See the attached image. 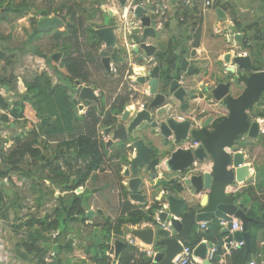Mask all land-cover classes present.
I'll use <instances>...</instances> for the list:
<instances>
[{
  "label": "water",
  "instance_id": "water-1",
  "mask_svg": "<svg viewBox=\"0 0 264 264\" xmlns=\"http://www.w3.org/2000/svg\"><path fill=\"white\" fill-rule=\"evenodd\" d=\"M118 1L124 8L128 0ZM107 12L116 15L112 9ZM216 13L225 17L221 8H217ZM133 17L140 22L130 29L119 23V26L107 25L95 30L96 36L105 43L100 55L107 71L111 70L108 49L117 45L118 31L135 53H141L137 60L145 61V72L140 69L134 79L135 98L128 102L124 112L104 133L110 137V144L122 143L120 147L127 155L123 175L127 178L125 186L129 198L145 203L146 194L151 189L153 194L158 192L160 196L154 203L157 208L152 221L143 219L137 224H123L122 232L140 245L154 249V263L172 264L173 258L183 250L184 241L190 240L189 233L196 224L218 217L227 223L224 229L227 233L237 218L242 221L244 231H234L227 243L244 240L249 249L248 223L252 218L241 204L229 199L226 188L243 181L248 175V167L243 166L244 155L237 147L244 136L255 138L259 135V121L251 120L249 114L264 96V70L252 71V56L239 54L240 49H234L235 55L228 53L225 62L231 63L227 68L235 75L238 70L248 73L246 88L241 95H230V83L198 90L191 81L185 80L195 72L188 54L175 68L155 64L157 46L153 40L161 29L141 6L135 8ZM64 19L63 14L56 12L40 16L36 25L40 31H47L59 26ZM235 39L241 43L243 35L236 33ZM149 58L153 60L147 62ZM204 92L208 95L202 96ZM81 97L96 98L92 87H83ZM201 98L209 104H217L220 109L205 113L190 107L192 102L197 103ZM225 109L228 116H225ZM180 112L190 114L180 119ZM47 122L43 118L41 125ZM157 139L162 145H155ZM157 178H160L159 183H154ZM175 182L180 185L179 189L171 185ZM187 189L190 195H181ZM203 191L208 192L209 206L194 198ZM156 214L160 221L156 220ZM197 235L194 255L204 259V264H211L206 256L216 245L207 239L201 240L203 236L199 232ZM99 242L100 238H97ZM114 247L118 258L125 242L117 239Z\"/></svg>",
  "mask_w": 264,
  "mask_h": 264
},
{
  "label": "trees",
  "instance_id": "trees-1",
  "mask_svg": "<svg viewBox=\"0 0 264 264\" xmlns=\"http://www.w3.org/2000/svg\"><path fill=\"white\" fill-rule=\"evenodd\" d=\"M81 1L85 0H77L76 2L73 0H45L41 4H39V0H0V23L8 21L11 15L20 17L31 10H34L38 16H50L51 14L59 12L67 16L68 20L65 23L66 30L58 31L55 36L62 40V49L67 56H70L71 48L74 46L75 42H79V34L81 33L87 32L90 39L94 41L92 47H97L98 41L94 34V29L85 26L88 19L97 15L99 12L103 13V10H105V3L103 0H98V4L93 12H89L84 8ZM141 1L143 0H134L136 3H140ZM191 1L193 2L192 6L190 7V5H188L182 10L184 17L179 23L180 25H183L184 22L188 24L191 18L193 21H190V25L188 24L184 38L180 37L182 40L177 42L178 49L176 51L170 50L166 54H158V60L163 67L166 65L173 68L178 67L182 57L189 52L188 43H193L195 47L199 45L203 19L201 15H198L201 14L198 8L199 0ZM262 1L264 2V0ZM222 2L223 0H218L217 6H224ZM174 16L178 18L177 13L174 14ZM233 22L236 31H245L243 37L245 47L250 40V35L253 36L251 41L256 44L257 49L253 50V53H251L254 61L252 71L262 70L264 66L262 58V49H264V22L263 25L260 26L258 24L242 26L235 18ZM52 30L53 28L47 31H40L35 23L33 31L28 38V42H32L36 37H39L43 33L51 32ZM4 48L6 49L4 36L0 33V59L5 56L3 51ZM30 51L35 55L45 57L42 51L37 48H33ZM97 52L98 48L86 53L80 52L81 59L79 57H73L71 59L75 62L74 67L69 65L71 63H67L69 65L67 68L74 78L80 79L81 77H87L88 69L86 59L92 63H96ZM84 57H86V59ZM119 57L117 53H113V58L117 61ZM98 67L99 65H96V68ZM119 69L122 74L126 70L124 65L119 66ZM0 84L5 88H9V83H7L6 78H0ZM25 86L27 88L26 94L17 95L16 99H13L12 102L0 93V110L4 111L1 115V120L3 121L2 128L11 129L13 127L12 124H14V120L11 118H14L15 121L21 119L28 120L26 104H29L34 110L33 120L39 122L37 124H39L40 135H48L51 137L55 136L57 133L70 131L73 129L76 122H82L85 127V132L83 134L58 141V150L52 158L44 154L39 147L34 146V144H38L36 141L37 138L35 137L32 139L33 143L23 142L20 137H17L15 139L16 146L10 154H7V158L5 155L0 156V178L7 177L12 172H15L17 177L25 176L27 178H35L36 174L39 173L38 180L35 179L33 184H41L40 182H42L43 185L46 180H49L63 192H68L66 193L68 195H62L58 198V204L54 207L52 213H47L41 218H29L26 222L28 226V237L23 244L26 246L27 252L35 256L38 264H50L45 260L49 249L53 247L56 249L57 253H60L62 251L61 239L65 238L68 234L70 224L81 218V220H84L86 209L89 207V200L86 201L85 198L87 191L81 192L82 186L94 173L105 171V163L114 159H121V163L116 171V175L121 182L123 164L127 163L128 158L121 148L115 153L106 150L105 142L98 140V124L100 123V117L93 110L86 116H79L74 108L75 103L68 99L65 91L54 90L51 77L48 74L43 73L36 75L32 81L26 82ZM128 100L129 95L121 97L119 109L116 110L118 113L123 110ZM263 105L264 96L257 105L258 109L254 111V108L252 111L255 113L256 117H264V110H259ZM43 118H46L48 121L44 126L41 125ZM33 120L30 119L29 121L33 124L36 122ZM111 121V118L107 117L106 120L102 121V126H107ZM48 142L50 144L52 141L48 140ZM25 156L33 158L35 164L36 162L40 163L32 165L36 166L37 173L32 170V167L27 169L21 167ZM54 158L58 159V162L60 158H62L67 169L63 170L61 165L54 164ZM77 164L80 166L73 171L75 178L71 179L68 172L72 171ZM81 164L83 165L81 166ZM46 168L49 171L47 174L44 172ZM174 187L179 189L180 185L176 183ZM46 188V190L49 189L48 187ZM76 188H78L77 191L81 193H75L74 190ZM121 188L126 196V199L121 205V214L115 220L108 217L104 218L102 223V242L99 245L93 244L94 248H98V252L95 255V262L97 264H112V259L107 254L112 248L110 241L112 235L119 238L122 237L123 224H137L143 219L152 221L154 211L157 208V205L154 204L145 211L143 208L138 207L128 200V191L125 185L121 184ZM41 193L45 194L43 190ZM3 216H6L5 212ZM214 226L213 229L205 233L206 238L211 241L214 240L213 234L217 233L221 228L219 222L215 223ZM262 227H264V215L259 217L258 221L254 220L248 224L249 230H256ZM53 232H58L54 240L51 239ZM49 234H51V236H49ZM196 239L189 244L191 247L197 244ZM250 243L251 249L249 251H247L245 247L239 250H233V259L235 261H237L238 258L241 260H248L250 258L251 253L255 251L254 236ZM66 246L69 247L70 242H68ZM220 252L221 250L217 249L216 254L218 255ZM53 264H58V262ZM117 264H150V262H146L144 253L141 252L137 246L127 242L120 254Z\"/></svg>",
  "mask_w": 264,
  "mask_h": 264
},
{
  "label": "crops",
  "instance_id": "crops-1",
  "mask_svg": "<svg viewBox=\"0 0 264 264\" xmlns=\"http://www.w3.org/2000/svg\"><path fill=\"white\" fill-rule=\"evenodd\" d=\"M160 2L163 6L168 7L170 11H173L176 6V10L172 14L177 13L178 15V18L176 17L178 20L177 26L181 30V33L177 34L176 31H171L169 29L171 19L170 16L172 14L168 15V18L166 19L159 17L154 18L156 22H164V26L161 31L164 32L169 30V36L166 39L165 46H157L155 43L157 46L155 64L159 65L160 62L157 55L166 54L170 50L176 51L178 49L177 42L182 40L181 38L183 37V34H185L184 32L187 30L188 24L190 25V21H193L191 18V20L188 21V24L184 22L183 25H180L179 23L184 17L182 10L188 6L186 0H160ZM222 4H224L225 7L217 6L216 4L215 7H209L205 11L202 10V4H198V8L201 12V14L198 15H201L203 19L201 38L197 47L193 46V43L191 42H189L187 45L189 48V52L187 53L188 58L191 61L192 66L195 67V72L186 76L185 80L191 81L193 86L198 90H201L206 86L215 87L219 85V83H230V95L233 97H238L246 88V78L248 77V73L242 72L239 77L232 76V74L235 75V73L230 71V68H227L230 67L231 63H226L225 57L228 53L232 54L234 49H240L241 52H248L251 55V53H253V47H255L256 44L251 41L252 38H250L246 47L244 41L241 43L236 41L235 34L238 31H236L234 28L233 20L234 18L237 19L242 26H251L256 24L259 26L263 25L264 2L262 0H223ZM217 8H221L225 12V17L221 18L217 15ZM113 10L115 11L117 9ZM124 12H126L124 11V8H121V13L124 14ZM214 13L217 15L216 17H214L215 15L213 16ZM205 14H208L207 18H205ZM241 32L245 35L244 30H241ZM124 42H126L125 39ZM193 53H195V55H193ZM262 54L264 59V49L262 50ZM151 59L153 60V58ZM136 65L138 67H135ZM126 67L127 69L125 74L119 80V90L126 92L123 93V96L129 95V92L131 93V89L134 85V79L137 76L138 71H140V68H144L145 66H141V64H138L131 58ZM207 95L208 93L206 92H204V95L202 94V96ZM196 104L200 105L198 112L206 113L211 109H220L217 104H209L202 98L197 100ZM193 109H191V113L193 112ZM259 110H264V105L261 106ZM224 111L226 113V115H224L228 116L227 110L225 109ZM252 111H250L249 114L251 120L262 118L256 117L255 113ZM3 113L4 111L0 110V118ZM188 114L190 113H179V115L184 117H188ZM2 124L3 121L0 119V129H2ZM154 143L155 145H162L158 139ZM106 148V150L109 152L115 153L121 147L117 144L109 143L106 145ZM237 150L242 152L244 155L243 166L248 167V175L243 181L228 186L226 188V193L230 200L241 204L246 209V214L253 219L251 221H258L259 217L264 215V135L259 134L255 138L248 137L247 135L244 136V138L238 142ZM114 162L116 167L111 166L106 168L104 172H111L118 183V187L116 189V194L118 196V209L115 210L117 212L114 213V210H112L113 207H111L109 203H101L98 207L96 206V209L93 207V205L89 204V207L85 212L86 214L84 216V220L72 222L69 226L70 230L68 231V234L65 236V238L61 239L62 251L57 253L56 249L53 247L49 249L45 259L47 263L53 264L58 262V264H93L95 262V255L98 252V248H94L93 244L99 245L102 242V223L104 218L108 217L115 220L118 216H120L121 205L126 199V196L121 188V184L126 185L127 182V178L123 175V170L126 166L123 164L120 182V179L116 175V169H118L121 159L107 161L108 164H114ZM206 170L209 171V168L207 167ZM159 176H162V173H160ZM38 177L39 174H36L35 178H27L25 176L17 177L10 174L7 177L0 178V264H38L35 256L32 253H28L26 246L23 244L28 237V226L26 222L31 217L41 218L47 213L52 212V209L56 205H49L50 202L54 200L58 201V198L64 195H60V188L52 184L49 180L45 181L46 186L49 188L48 190H46L47 188L42 185V182H40L41 184H33V181L35 179L38 180ZM159 179L160 178H157L154 183H159ZM89 180L90 178L82 186L81 192L87 191L86 186ZM24 182H32V190L34 192L33 194L35 195L33 196V203L27 204L26 197L30 194L24 192V188H26L24 187ZM175 184L176 182L171 185L175 186ZM42 190L45 194L41 193ZM97 191L98 190H95L93 193V200L95 201L99 199V197H97ZM189 192V189H187L183 191L181 195H190ZM207 193V191H203L200 194L195 195L194 198H196L198 203L202 202L204 205L206 204V206H209ZM146 195L147 198L145 203H139L131 200L129 198V193L127 194V197L131 203L136 204L138 207H141L146 211L154 205L156 199H158L160 196L158 192L153 194L152 189L148 191ZM49 196H51L52 201H47ZM4 212L6 213V216H3ZM16 214L20 215L21 218V215L24 214L23 220H25V224L18 223V225H15L13 223V221L16 219ZM32 214H34V216H32ZM38 214H42L43 216ZM233 221L242 223V221L237 218H234ZM203 222L196 224L191 229L189 233L190 240L184 241L185 245L192 243L198 237V232L201 234V236H203L201 240H206L207 238L205 233H207V231L210 229H213L215 227L214 224L219 222L221 225L220 230L213 234L214 240L209 241L215 243L216 247L219 246L218 249H220L221 252L218 255L216 254L217 256H215L211 264H248L249 260L251 259H256L260 264L262 257L259 256V254H264V227L257 228L256 230L248 229L250 233L249 242L254 236L255 251L251 253L248 260H241L238 258L237 261H235L233 259V250L235 251L245 247L246 250L249 251L251 249V243L249 249H247L246 245L239 247L236 241H232V245L227 243L229 235L232 234L234 230L232 229L227 233L224 232V229L227 227V223L218 217H214L211 221L207 222V229L202 228L201 225ZM22 225L27 227L25 231H23ZM57 235L58 232H53L51 239L54 240ZM49 236H51V234H49ZM126 236L128 235L123 234L122 237L119 238L112 235V239L110 241L112 248L107 253L112 259V264H117L120 257L119 255L118 258H116L115 247L113 245H115V241L117 239L122 240L126 245ZM97 238H100L99 243H97ZM68 242H70L69 247L66 246ZM145 248L147 249L148 247L143 246V249ZM111 253L114 254L112 257L110 256ZM153 257L154 256L148 257L144 253V259L146 262L149 261L150 264H156L153 261ZM204 261L205 260H202V258L197 257V262H195V264H204Z\"/></svg>",
  "mask_w": 264,
  "mask_h": 264
},
{
  "label": "rangeland",
  "instance_id": "rangeland-1",
  "mask_svg": "<svg viewBox=\"0 0 264 264\" xmlns=\"http://www.w3.org/2000/svg\"><path fill=\"white\" fill-rule=\"evenodd\" d=\"M16 1H19V0H16ZM44 1L45 0H39V4L43 3ZM73 1L76 2L77 0H73ZM103 1L106 7L105 10H103V14H104V17L107 23L113 20V17L109 15V13L107 12L108 8L117 9L115 11H117V14L119 16L118 21L122 25L128 22L130 23L131 20L135 19V17H133L135 8H133L131 12L129 13V15L133 17V19L124 20L122 19V16H121V14L123 13H121V5L118 0H103ZM81 2L83 4V7L86 8L89 12H93L95 10V7L98 4V0H85ZM129 4L130 3L127 2L125 7L129 6ZM162 8L165 11V16H163L164 19L168 18V15L174 13V11L176 10V6L173 11L172 10L170 11L168 7L166 8L163 7V5H162ZM161 11L163 10L161 9ZM100 13L101 12L91 17L90 19H88L87 23H91L92 25L96 26L100 22V19H99L100 16H98ZM207 15L208 14H205V18H207ZM213 16L216 17L217 15L214 13ZM39 17L40 16H38L34 10H31L30 12H27L26 14L20 17L11 15L8 21L0 23V33H2V35L4 36V44L6 46V49L5 48L3 49L5 56L0 59V78H6L7 83H9V88H5L0 84V93H2L5 97H7V99H9L11 102L13 101V99H16L17 95L26 94L27 88L25 86V83L32 81L36 75L43 74V73L48 74L51 77V81L53 82V78H54L53 77V66H54V61H55L53 59V55L56 54V50L58 49V44H57L58 39L55 36V33L57 29L64 30L65 25H62L61 27H55L51 32L43 33L39 37H36V39H34L32 42H28L27 39L30 37L33 31V28H34V24L37 23V20ZM170 18L171 19H170L169 29L171 31H176L177 34L181 33V30L177 26L178 20L174 16V14H172ZM185 35L186 34H183V38ZM168 36H169V30L164 31V32L160 30L158 31L157 37L155 40H153V42L156 43L157 46L163 47L166 45V39L168 38ZM79 38L84 39V35L81 34ZM33 48H37L40 51H42L45 57L33 54L30 51ZM255 49H257L256 46L253 47V50ZM262 58H263V54H262ZM241 74H242V71L238 70V73L236 75L232 74V76L239 77ZM119 80H120L119 76L114 77V81H115L114 84L117 85ZM190 107L191 108L196 107V109H199L200 105H197L196 103L192 102ZM26 109H27V116H28L26 117L28 120L21 119V120L15 121L14 118H11L12 120H14L13 121L14 124H12L13 127L11 129L9 128L0 129V156L5 155V157L7 158V154H10V152L16 146L15 139L17 137H20L21 141L23 142H31V143H33L32 139L35 137L37 138L36 141L38 144H34V146L39 147L40 150L44 154L52 158L58 150V146H57L58 141L63 140V139L72 138L80 134H83L85 132V127L82 124V122H76L73 129L70 131H65L63 133H57L55 136H51V137L48 135L46 136L40 135L39 124H37L39 122H37L36 120H33L34 110L29 104H26ZM256 109H258V106H255L254 111ZM30 119L36 122L32 124V122L29 121ZM48 140H51L52 142H50L49 144ZM53 160H54V164L61 165L63 170L67 169V166L65 165L64 160L62 158H60L59 162H58V159L54 158ZM36 164H40V163L36 162ZM36 164L33 158L25 156L24 162L21 167H23L24 169L32 167V170L37 173L36 166H32ZM82 165L83 164H81V166ZM79 166L80 165L77 164V166L74 167L72 171L68 172L71 179L75 178L73 171L79 168ZM111 166L116 167L115 162L114 164L105 163V168H109ZM44 172L46 174L49 173L47 168L44 170ZM11 174L16 176L15 172H12ZM24 183H25L24 187H26L24 188V192L25 193L27 192L28 194H30L29 196L26 195L27 204L33 203L34 202L33 196L35 195L33 194L34 192L32 190L33 189L32 182L31 183L24 182ZM43 185L44 187H47L45 183ZM86 187H87V192H86L85 198H86V201L89 200L88 205L91 204L96 209L101 203L102 204L109 203L110 206L113 207L112 210H114V213L117 212L115 210L118 209V203H117L118 196L116 194L118 183L114 175L111 172L103 171V172L94 173L92 177H90V180L87 183ZM77 189L78 188H76L74 192L81 193V192H78ZM59 190L61 193L60 195L62 194L68 195L66 194L68 192H63L61 189ZM95 190H98L97 197H99L98 199L99 201L93 200L94 198L93 193ZM47 199H48L47 201H52L51 196H49ZM57 204H58V201L54 200L50 202L49 205L53 206ZM38 215L43 216L42 214H38ZM21 216L22 218L20 217V215L16 214L15 221L12 220L15 225H18V223L25 224V220H23L24 214ZM32 216H34V214H32ZM22 227H23V231L27 229V227L24 225H22Z\"/></svg>",
  "mask_w": 264,
  "mask_h": 264
},
{
  "label": "flooded vegetation",
  "instance_id": "flooded-vegetation-1",
  "mask_svg": "<svg viewBox=\"0 0 264 264\" xmlns=\"http://www.w3.org/2000/svg\"><path fill=\"white\" fill-rule=\"evenodd\" d=\"M126 8L127 7H125V10ZM112 11L114 10L112 9ZM125 13L126 15L129 14V8L127 12ZM115 14H116L115 16H112L113 20L107 23L105 20L104 14L100 13L98 15L100 16L99 17L100 22L96 26L92 25L91 23H86L85 27H92L94 29V34H95V30L100 27L107 26V25L119 26V21H118L119 16L117 12ZM121 16H123V14H121ZM124 18L125 20L133 19L131 15L130 17L124 15L122 19ZM67 20H68L67 16H65V19L63 20V22L57 27H61L62 25H65ZM139 22L140 20L135 18L134 20H131L130 23L128 22L125 25L129 26V29H130V26L135 27L137 23L139 24ZM65 30H66V27L64 28V30L57 29L55 35L58 33V31H65ZM81 34L84 35V39L79 38L78 43H76L74 40L75 44L71 48L70 56H67L65 51L62 49V46H61L62 40L59 37H57L58 49L56 50V54L53 55V59L55 61H54V66H53V77L54 78H53L52 84H53L55 91H60V90L65 91V93L68 96V99L71 102L75 103L74 108L79 116H86L90 111L92 110L95 111V113L100 117V123L98 124V133H99L98 140L101 142H105V144L107 145L110 143V137L105 135L104 133L105 129L111 124L115 123L117 117L120 116L124 112V109L127 107L128 102L132 100L133 98H135L136 90H137V87H135V89H133L132 87L131 93L129 92V100L126 102L123 110L118 113L116 110L119 109V106L121 103V97H124L123 93H126V92H122V90L121 91L119 90L120 81L117 83V85L114 84L115 82L114 77L119 76L120 79L123 77L126 70L122 74L120 72L119 66L124 65L125 68L127 69L126 65H128V62L130 61L131 58L138 64H141V66L145 64L144 63L145 61L141 63L137 60V57L141 55V53L140 54L135 53L132 49V46L129 43L127 44L126 42H124L123 38L119 36L120 33L118 31L117 45L115 47H111L108 49V55L111 59L110 61L111 70L107 71L103 64L102 56L100 55L101 51L105 49V43L101 41L95 34V36L97 37V41H98V42L96 41L97 42L96 48H98V52L96 54V63H92L88 61L86 57H84L87 61V69H88L87 77L86 78L81 77L80 79L78 78L76 79L72 76V73L67 68L69 67V65H71V67L75 66V62L71 59L73 57H79L81 59L82 57L80 55V52L86 53L88 51L96 49L95 47H92V43L94 41L90 39L89 34L87 32L81 33ZM81 34H79V37L81 36ZM113 53H117L120 56L118 61L113 58ZM146 61L149 62L152 60H150L149 58ZM67 63H71V64L68 65ZM96 65H99V67L96 68ZM114 67H116L117 69L116 71L113 70ZM135 67H138V66L136 65ZM83 87H92L96 98H92V100H89L87 98L81 97V90ZM107 117L111 118L112 120L111 123L108 124L107 126H102V121L106 120ZM118 143L115 142L111 144H117L118 146L122 144V143L120 144Z\"/></svg>",
  "mask_w": 264,
  "mask_h": 264
},
{
  "label": "built area",
  "instance_id": "built-area-1",
  "mask_svg": "<svg viewBox=\"0 0 264 264\" xmlns=\"http://www.w3.org/2000/svg\"><path fill=\"white\" fill-rule=\"evenodd\" d=\"M186 1H187L188 5L193 3L191 0H186ZM217 1L218 0H199V3L202 4V10L205 11L209 7H215L217 4ZM127 2L130 3L129 6H127L129 8V13L131 12V10L133 8H136L137 6H141V7L145 8L146 15L152 16V18H157V17L164 18L163 16H165V11L162 8V4H161L160 0H143L140 3H136V2H134V0H128ZM163 7L166 8V6H163ZM161 9L163 11H161ZM123 15L128 16V17L130 16L129 14L126 15L125 12ZM157 23H158V25H157L158 29H162L164 26V22L159 21ZM237 33H241L244 37V34L242 32H237ZM125 41L128 44L126 39H125ZM239 54L248 55V52H241L240 51ZM232 55H235V50H233ZM113 70L116 71L117 70L116 67H114ZM133 74H135V73L133 72ZM135 87H136V85L134 84L133 89H135ZM184 118H185L184 116H180V119H184ZM257 120L259 121V124H260L259 134L264 135V118H257ZM155 218L157 221H160L157 214L155 215ZM201 226L203 229H207V222H203ZM232 229L234 231H244L242 223L237 222V221H233ZM126 241L132 245L136 244L135 246H137L139 248V250L141 252H144L148 257H152L155 254L154 249H151V248L143 249V246L140 245L138 243V241H136L130 235L126 236ZM233 241H235V240H233ZM236 242H237V245L239 247H242L245 245L244 240L239 241V242L236 241ZM229 244L232 245V241L229 242ZM195 247L196 246L191 247L189 245L184 244L183 250L173 258L172 264H195V262H197V257L194 255ZM217 249H218V247H213L211 250H209V253L206 256V259L209 260L210 262H212L216 256ZM113 255H114L113 253L110 254L111 257ZM259 256L262 257L260 264H264V254L260 253ZM202 260H204V259H202ZM93 264H97V263L94 262ZM248 264H259V263L256 259H251V260H249Z\"/></svg>",
  "mask_w": 264,
  "mask_h": 264
},
{
  "label": "bare ground",
  "instance_id": "bare-ground-1",
  "mask_svg": "<svg viewBox=\"0 0 264 264\" xmlns=\"http://www.w3.org/2000/svg\"><path fill=\"white\" fill-rule=\"evenodd\" d=\"M127 10H128V7L126 8V12H127ZM141 69V71H142V73H144L145 72V69L142 67V68H140Z\"/></svg>",
  "mask_w": 264,
  "mask_h": 264
}]
</instances>
